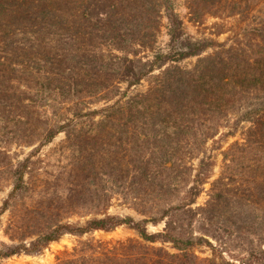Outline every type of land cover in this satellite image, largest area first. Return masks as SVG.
<instances>
[{
    "label": "trees",
    "instance_id": "16d2710c",
    "mask_svg": "<svg viewBox=\"0 0 264 264\" xmlns=\"http://www.w3.org/2000/svg\"><path fill=\"white\" fill-rule=\"evenodd\" d=\"M224 1L186 0V6L198 21ZM161 9L168 21L167 48L144 59L131 45L151 46L147 37L153 35L152 21ZM217 43L187 34L171 0H0V142H45L62 131L68 150L64 187L59 189L61 178L55 177L36 190L35 182L26 178L31 154L13 159L0 146V174L11 180L0 215L12 200L27 198L31 203L11 228L10 238L20 242L2 244L0 260L37 253L64 233L108 231L125 224L144 240L171 242L178 252L165 264H264V160L256 157L255 164L263 176L253 175L245 187L234 189L233 203L228 189L216 187L206 205L195 211L191 204L198 192L195 186L185 188L191 170L186 157L213 134L234 103L252 88L264 90V63L234 45L218 43L223 48L200 56L192 69L177 64ZM103 46L112 48L104 51ZM155 69L159 73L147 91L100 110L74 107L61 124H47L38 115L37 100L46 95L81 101L112 91L120 82L134 85ZM249 139L252 150L264 149V114L256 119ZM113 193L132 201L140 212L152 213L151 221L166 219L163 231L149 233L146 218L103 212ZM76 207L102 216L83 224L62 221V211ZM198 213L209 227L202 233L215 239V231L230 234L232 222L236 246L244 253L235 255L234 262L222 256L219 261L198 257L194 247L212 246L191 230ZM24 231L34 238L25 242L29 234Z\"/></svg>",
    "mask_w": 264,
    "mask_h": 264
},
{
    "label": "rangeland",
    "instance_id": "374dc122",
    "mask_svg": "<svg viewBox=\"0 0 264 264\" xmlns=\"http://www.w3.org/2000/svg\"><path fill=\"white\" fill-rule=\"evenodd\" d=\"M175 10L183 22V28L194 39L209 38L224 45V48L234 45L249 58L257 57L264 63V0H226L220 7L214 8L209 14L200 20H193L187 8L186 0H171ZM234 5V11L231 7ZM221 8V9H220ZM142 16H146L145 12ZM156 27L152 29L153 35L150 47H142L132 44V50L142 58H152L156 52L165 51L167 48L168 21L163 9L158 13ZM147 40V39H146ZM148 42V41H147ZM217 45L207 48L197 56L185 58L177 64L183 68L192 69L200 56L213 53L223 48ZM112 47L103 46L107 51ZM114 50V49H112ZM120 53L119 51H113ZM251 60V59H250ZM159 73L155 69L150 75L141 79L134 85L120 82L110 90L101 91L94 96L84 97L81 101H72L54 93L45 99L37 100L38 115L46 120L47 124H61L71 117L74 107L82 112L87 110H100L128 95L142 93L148 90L154 75ZM254 87V86H253ZM264 90L251 89L244 99L234 103V106L226 111V115L215 124L213 134L204 142L196 145L195 149L186 157V164L191 168L186 182V189L195 186L198 194L194 197L191 207L198 211L205 206L210 199L214 188L228 189L234 202V189L245 187L253 175L263 176L261 170L255 169L256 157L259 162L264 160V149L259 153L249 146L250 132L256 128V119L264 114ZM99 118L98 116L96 119ZM0 140H3L0 137ZM42 138H36L30 144L10 141L0 142V146L10 158L22 159L31 154V166L26 178L29 183L35 182L34 189L43 190L40 184L44 181L54 182L59 177V189L64 187L63 171L68 161L65 134L60 131L50 141L40 142ZM263 167V166H262ZM11 188V180L7 175L0 174V208L3 200L7 198ZM8 209L0 215V247L2 244L20 242V239H11L12 225L16 219L26 216L30 201L12 200ZM261 206V204H259ZM140 208V206H139ZM103 212L118 216H131L135 220L146 218V228L149 233L162 232L164 221L149 220L152 213H142L134 208L132 201L125 199L119 193H113ZM93 216H102L87 207H76L62 211V221L72 224H83L86 219ZM205 217L198 213L193 218L191 230L196 235H203L211 245L205 244L194 247L196 255L200 258H215L219 256L225 260L234 262V256L244 253L237 247V241L233 231L228 234L221 230L215 231V239L207 235L203 230L208 227ZM263 219V217L261 216ZM213 217V220H216ZM233 218H230L232 220ZM24 234H29L24 231ZM211 234V233H209ZM25 242L34 238L29 234L23 237ZM253 242L256 236L250 235ZM264 242V231H262ZM264 246V243H263ZM178 252L171 242L158 239L147 241L128 225L122 224L112 230H90L82 234L64 233L57 240L50 241L46 247L37 253H20L2 258L0 264H128L130 260L135 264H165L171 254Z\"/></svg>",
    "mask_w": 264,
    "mask_h": 264
}]
</instances>
